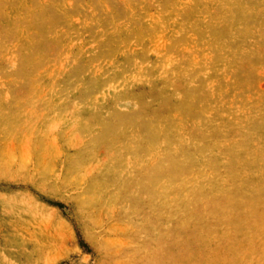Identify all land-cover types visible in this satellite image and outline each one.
I'll use <instances>...</instances> for the list:
<instances>
[{"label":"rangeland","instance_id":"374dc122","mask_svg":"<svg viewBox=\"0 0 264 264\" xmlns=\"http://www.w3.org/2000/svg\"><path fill=\"white\" fill-rule=\"evenodd\" d=\"M0 264H264V0H0Z\"/></svg>","mask_w":264,"mask_h":264}]
</instances>
